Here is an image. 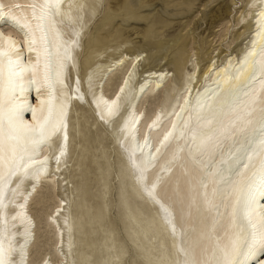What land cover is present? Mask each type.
Returning a JSON list of instances; mask_svg holds the SVG:
<instances>
[{"label": "bare ground", "instance_id": "obj_1", "mask_svg": "<svg viewBox=\"0 0 264 264\" xmlns=\"http://www.w3.org/2000/svg\"><path fill=\"white\" fill-rule=\"evenodd\" d=\"M105 1L72 0L69 13L71 19L56 18L55 27L63 38H75L78 42V47L72 49L75 68L69 66L65 77L68 87L54 85L56 101H65L68 105L67 152L58 166L51 159L52 151L48 152L47 173L37 184L24 208L25 215L31 221L28 226L29 236L25 235L26 223L22 222L21 217L12 219L20 210L11 204L5 210L8 229L5 240L10 239L14 248L12 255L8 257L10 264H86L92 256V250L82 254L81 249H78L80 244L92 247L97 242L96 237H93L97 229L93 228L92 222L95 220L90 219L91 208L86 207L85 200L77 202V199H83L89 193L90 183V179L83 178L82 175L88 168L90 149L87 147V123L77 119L79 110L86 109L92 114L102 137L104 135L109 140L110 149L116 148L117 153L125 160V163L118 165L114 181L109 179V166L103 164L96 168L94 180L98 188L94 199L100 229L101 232L111 233L117 253L115 260L108 264H180L183 256L177 251V247L181 243V224L186 237H196L201 231L207 232L211 220L210 214L205 213L203 208L197 212L193 207L191 217L185 216L183 220L182 213L188 211L192 198L195 197L199 203L201 182L212 179L210 171L214 172L218 166L223 167L220 164L221 155L226 157L229 149L235 150L244 143L242 135L237 131L232 139L221 137L219 148L200 157L192 149L191 136L187 133L185 137L177 139L170 137L163 145L160 141L171 129L172 123L180 129L190 113L192 120L189 128L195 127L196 118L192 105L198 96L204 104L202 121L210 112L218 110L221 100L225 101V115L221 118L228 121L241 112V101L246 99L245 92L254 88L257 95L260 94L259 73L255 80L249 81L253 74L250 66L253 57L248 53L252 50L254 41L257 51L264 45V17L260 16L264 12L262 0H231L225 11L222 9L224 15H228L221 28L208 41L211 47L205 50L207 54L203 68L198 60L199 53L186 38L175 41L179 43L183 40L170 61L164 65L157 64L160 59L153 54L148 55L147 50L136 52L130 46H122L125 41L124 33L116 22L129 12V4L124 0H111L109 12L98 19ZM41 2L42 0H0V5H3L0 9L3 12L0 34H3L5 50H8L11 40L15 45L12 54H19L23 62L31 59L35 63L36 60V53L28 50L24 24H29L37 37V43L32 47L41 48L40 32L36 29L31 8L33 3ZM232 15L234 22L229 19ZM224 44L226 49L221 48ZM39 68V93L36 91L37 85L29 89L25 84V90L16 94L15 103L23 110L25 121L32 120L29 109H36L39 117L41 109L47 107V85L41 84L42 63ZM77 81L83 99L74 90ZM230 85L235 95L226 91ZM185 97L188 104L184 103ZM113 101L116 111L109 116L106 105ZM181 108L184 111H180ZM102 116L104 119H101ZM153 121H156L155 125ZM141 173L144 176L142 183L137 179ZM115 182L121 185L125 183L119 191L118 206L130 207L131 211L126 216L119 213L117 221L108 218L111 220L108 222L104 219L108 212L104 197L111 189L110 185L113 186ZM153 183L156 184V199L172 212L173 222L177 225L176 235L170 232L160 205L144 191L145 187H151ZM211 187L212 183H209V188ZM28 188L29 182L26 181L23 190L27 191ZM131 193L135 198L131 199ZM255 196L259 213L264 192L257 190ZM18 203L20 200H17ZM220 211L224 213L226 210L221 208ZM124 220L125 223L119 225ZM118 225L126 231L124 237L121 236ZM127 243L131 244L130 250ZM201 243L206 244L210 250L212 233H207V240ZM123 247L124 251L121 250ZM117 249L121 251L117 252ZM253 252L254 255L244 258L247 264L264 261L260 246L257 245ZM196 254L200 255L199 247Z\"/></svg>", "mask_w": 264, "mask_h": 264}, {"label": "snow or ice", "instance_id": "obj_2", "mask_svg": "<svg viewBox=\"0 0 264 264\" xmlns=\"http://www.w3.org/2000/svg\"><path fill=\"white\" fill-rule=\"evenodd\" d=\"M71 5L72 0H67V3L66 0H42L39 4L31 5L32 18L40 32V49L32 47L37 43V37L30 25L24 24L23 27L28 38V50L36 53L35 63L31 59L23 62L19 54L13 55L12 48L15 45L11 40L6 51L3 34H0V264H10L8 257L14 251L11 240H5V233L8 231L5 210L10 204L20 210L12 219L20 216L22 222L26 223L25 235L29 236L28 226L31 221L25 215L24 208L37 184L47 173L48 152L52 151L51 159L57 166L67 152L68 105L65 101H56L54 85L68 87L65 77L69 66L75 68L72 49L78 47V42L75 38L65 40L55 25L57 17L71 19L69 15ZM261 7H264V0ZM2 8L3 5H0V9ZM260 16L264 17V12H261ZM2 17L3 12L0 11V18ZM248 55L253 57L250 65L253 74L249 81L255 80L257 73L261 77L259 95L254 88L245 92L246 99L241 101L243 105L241 112L228 121L221 118L225 115L224 100L219 102L217 111L210 112L202 121L201 111L204 104L198 96L192 105L196 118L195 127L189 128V122L192 120L190 113L188 120L182 122L180 129L172 123L171 129L160 141L163 145L170 137L177 139L185 137L187 133L191 136L192 149L202 157L220 147L221 137L232 139L239 131L244 140V143L235 150L229 149L226 157L221 155L220 164L223 167L218 166L214 172L210 171L209 176L212 179L201 182L199 203L195 197L192 198L188 204V211L182 213L181 220L185 216L191 217L193 207L197 212L203 208L205 213L210 214L211 220L207 232L201 231L196 237H186L184 226L181 224L179 233L181 243L177 247V251L183 256L180 264H247L244 258L250 254L254 255L253 249L257 245L264 253V201H261V211L257 213L255 196L257 190L264 192V45L257 51L254 41ZM41 63L43 64L41 84L47 85L48 91L47 107L41 109L39 117L36 115V109H29L32 112V120L25 121L23 110L15 103L16 94L25 90V84L29 89L37 85L36 91L39 93L41 85L37 84V74ZM74 90L78 97L83 99L78 81ZM226 91L235 95L231 85ZM184 103L188 104L187 97L184 98ZM114 106L115 101L106 105L109 116L115 114ZM180 111L184 109L181 108ZM155 124L156 121H153V125ZM137 179L142 183L143 174L141 173ZM26 181L29 182V188L24 191ZM209 183H212L211 188ZM155 188L156 184L153 183L151 187H145L144 191L160 205L170 232L176 235L177 225L173 222L172 212L156 199ZM17 200H20V203L17 204ZM221 208L226 211L222 213ZM207 233H212L210 250L206 244L201 243L207 240ZM198 247L199 256L196 254ZM258 264H264V261Z\"/></svg>", "mask_w": 264, "mask_h": 264}, {"label": "rangeland", "instance_id": "obj_3", "mask_svg": "<svg viewBox=\"0 0 264 264\" xmlns=\"http://www.w3.org/2000/svg\"><path fill=\"white\" fill-rule=\"evenodd\" d=\"M110 1L111 0L105 1V6L102 10L100 9L101 13H99L98 19L109 12L108 5ZM230 1L231 0H124L127 5L129 4L128 6L130 8L129 12L119 17L116 22L117 27L123 30L124 33L123 40L125 41L121 44L122 46H130L136 52L147 50L146 53L148 55L153 54L160 59L157 64L163 63L162 65H164V63L166 64L170 61L174 52L176 53L178 47L181 46L182 41L185 40L183 38H186L187 42H190L196 52L199 53L198 60L203 68L207 54L205 50H207L208 47H211L208 41L214 37L215 32L221 28V24L224 23L225 18H227L228 14L224 15V11L226 6L231 4ZM214 16L219 18L215 19ZM229 19L233 22L235 21L233 15ZM91 31L88 35H90ZM179 39L183 40L179 43L175 42ZM219 44L220 42L218 45ZM214 45L215 44L212 45V48ZM221 48L226 49V45L224 44ZM150 62L152 61L150 60ZM82 71L84 73V67ZM151 109L152 107H150V110ZM77 119L87 123V138L89 140L87 147L90 149L89 162L88 168L85 172L83 171L82 175L83 178L86 177L90 179V183L88 184L89 193L83 197V199H77L78 201H76L80 203L85 200L86 207L88 209L91 208L90 219L95 220L92 222L93 228L98 230H94L95 234L93 237H96L97 241L94 246L88 247L85 244H80L78 249H81L82 254L84 252L88 253L91 250L93 251L92 256L88 258L86 264H108L115 260L117 253H115V247H113L111 233L109 231L101 232L100 229L101 224L98 222L95 210L96 200L94 199L97 195L98 188H96L94 180L96 168L103 164V166L110 167H108L107 172L110 171V173L108 172L109 179L114 181L118 165L120 163H125V160L117 153L118 150L116 148H114L115 150L112 148L110 149L111 145L109 140H107L104 135L102 137L101 131L98 125H95L94 117L90 112H87L86 109L79 110L77 113ZM116 183L117 182H115L113 186L112 184L110 185L111 189L107 191V194H105L106 196L104 197L107 205L106 209L108 211L104 219L108 222L111 220L117 221L119 213H123L122 216H126L131 211L130 207L118 206L119 202L117 201L120 199L119 191L123 188L125 183L122 185ZM130 196L131 199L135 198L132 193ZM124 223L125 220L120 221L119 225H123ZM119 228L121 230V236L124 237L123 235L126 231L121 226H119ZM126 246L130 247H128V250L131 249L130 243H127ZM123 249L124 247L121 248V250ZM121 250L117 249V252H120Z\"/></svg>", "mask_w": 264, "mask_h": 264}]
</instances>
